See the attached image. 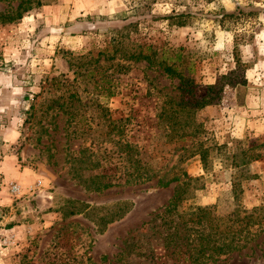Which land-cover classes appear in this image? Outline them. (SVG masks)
<instances>
[{"label":"rangeland","instance_id":"obj_1","mask_svg":"<svg viewBox=\"0 0 264 264\" xmlns=\"http://www.w3.org/2000/svg\"><path fill=\"white\" fill-rule=\"evenodd\" d=\"M23 1L0 23V264H172L155 223L173 197V221L208 209L193 245L239 232L197 264H264V14L219 20L251 0Z\"/></svg>","mask_w":264,"mask_h":264},{"label":"trees","instance_id":"obj_2","mask_svg":"<svg viewBox=\"0 0 264 264\" xmlns=\"http://www.w3.org/2000/svg\"><path fill=\"white\" fill-rule=\"evenodd\" d=\"M251 1L252 3H248L247 5L248 8H252L251 10L246 11L245 7L237 4L235 10L232 12L222 11V13L219 14V20L223 22V20L226 19L235 20L245 15L264 14V0L261 1V4L259 5L260 7L256 8L253 6V2H257L258 0ZM26 2L27 1L19 0L15 8L10 12L0 14V23H11L21 19L24 12L32 9L31 6H25ZM53 2L54 0H35L34 7L36 8L49 5ZM162 67L163 72L169 77L175 76L180 78L182 76L176 68L172 67V65L166 64L162 65ZM214 86L215 84L213 86H210L209 88L214 89ZM209 103L210 100L206 101L204 97L200 98V106L208 105ZM107 186H109V184H104L103 188H106ZM179 200L180 198L173 197L172 200L165 206V210L159 216H156V220L158 221V223H155L157 229L159 230L158 234L163 242L164 252L167 257H170V259L173 260L172 264H180L181 261L179 259V255L183 254H185L184 258H186L185 260L188 262L187 264H197L202 259L212 261L219 255L227 254L236 250L237 243L234 237H236L237 233L239 232L238 230L230 229V225H227V228L225 227V229L227 230H224V239L221 242L220 239L214 241L208 237L210 234H215L217 232L215 231L209 232L207 234H201V236H198V239L200 238V241L193 245L192 241L194 240V238L190 239L191 226L193 223H201V219L208 213V209L196 208L194 214L199 213L200 215L195 216L194 219L189 217L186 219L180 218L177 221H173V219L170 217V214L175 210ZM212 220L213 219H210L208 222H211ZM217 227V225H215L214 227L211 225L210 229Z\"/></svg>","mask_w":264,"mask_h":264},{"label":"built area","instance_id":"obj_3","mask_svg":"<svg viewBox=\"0 0 264 264\" xmlns=\"http://www.w3.org/2000/svg\"><path fill=\"white\" fill-rule=\"evenodd\" d=\"M37 185H40L39 181L37 182ZM10 189L15 194L19 191V187L17 185H13V184L10 186Z\"/></svg>","mask_w":264,"mask_h":264},{"label":"crops","instance_id":"obj_4","mask_svg":"<svg viewBox=\"0 0 264 264\" xmlns=\"http://www.w3.org/2000/svg\"><path fill=\"white\" fill-rule=\"evenodd\" d=\"M43 10L46 12V11L49 10V9H47V7H46V8H44Z\"/></svg>","mask_w":264,"mask_h":264}]
</instances>
